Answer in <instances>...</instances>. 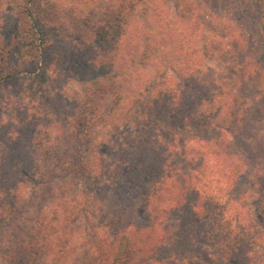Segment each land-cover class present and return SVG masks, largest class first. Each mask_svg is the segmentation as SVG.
Here are the masks:
<instances>
[{
	"label": "rangeland",
	"instance_id": "obj_1",
	"mask_svg": "<svg viewBox=\"0 0 264 264\" xmlns=\"http://www.w3.org/2000/svg\"><path fill=\"white\" fill-rule=\"evenodd\" d=\"M235 3L195 0L197 53L219 72L223 67L218 61L225 59L216 57V50L205 59L203 48L210 42L217 46L234 29L254 27L250 12L238 2L232 9ZM177 5L178 0H0V52L11 48L3 58L0 54V76H10L0 83V264H16L26 242L27 264H86L91 253H98L100 239L116 232L117 196L128 178L119 164L130 161L125 154L142 151L154 127H182L175 112L151 105L156 99L149 93L174 83L188 97L195 87L184 78V62L174 52L179 41L170 31H177ZM122 16L130 28L117 66L131 76L129 90L116 107L111 93L103 99L88 164L94 180H89L85 159L73 155L78 143L69 137L89 86L78 58L89 52L90 43L96 45L103 27ZM236 150L244 152L246 163L236 193L245 195L246 218L264 237V150L250 155ZM67 178L69 189H64ZM74 195L80 202L73 209L78 220L66 229L62 221L70 215ZM225 204L208 206L193 225L185 253L161 263L264 264V239L260 245L252 243L249 231H242V219L225 210ZM37 229L47 238L31 247ZM64 233L71 246L61 252Z\"/></svg>",
	"mask_w": 264,
	"mask_h": 264
},
{
	"label": "trees",
	"instance_id": "obj_2",
	"mask_svg": "<svg viewBox=\"0 0 264 264\" xmlns=\"http://www.w3.org/2000/svg\"><path fill=\"white\" fill-rule=\"evenodd\" d=\"M235 1L250 12L254 27L252 30L248 27L234 29V33L228 38L225 36L217 46L210 42L203 48L205 59L215 50L216 57L225 59V62L218 61L223 67L219 72L211 63H204L197 53L195 35L200 23L195 0H178L177 31L170 33L179 41L174 52L184 62L182 67L188 74H183L184 78L191 79L195 87L188 97L184 91L177 90L174 83L153 88L149 95L156 99L151 101L153 107L175 112L182 127L176 131L169 126L168 129L154 127L147 132L142 151L125 154L130 161L122 160L119 164L128 178L125 189L117 196L118 229L100 239L98 253H91L92 261L86 264L174 261L185 253L194 223L214 203L226 202L225 210L237 212L236 219H242V231H249L247 238L255 245L262 243V233L246 218L245 195L236 193L246 164L244 152L240 155L236 149H244L249 155L254 150H264V0ZM236 3L234 10L238 8ZM171 24L170 30L174 29ZM106 27L94 41L96 45L90 43L89 52L78 58V66L87 76L89 86L69 134L78 143L73 155L79 161L85 159L84 174L89 180H94L88 164L94 153L91 147L98 132L95 127L101 119L103 99L111 93L114 107L118 106L129 90L131 78L122 70L123 65L117 66L121 43L128 35L130 24L122 16L115 17ZM10 49L1 50L2 58ZM8 77L7 74L0 76V83ZM112 123L117 125L115 121ZM69 181L65 180L64 189H69ZM76 197L72 196L70 215L62 221L66 229L78 220L73 215V209L80 206ZM55 217L56 221L62 220ZM41 222L37 220L39 227ZM37 231L39 236L31 247L47 238L46 234L40 236L39 229ZM55 232L53 229L52 233ZM60 241L61 252L71 246L70 235L64 233ZM27 245L26 242L16 264L29 263Z\"/></svg>",
	"mask_w": 264,
	"mask_h": 264
}]
</instances>
